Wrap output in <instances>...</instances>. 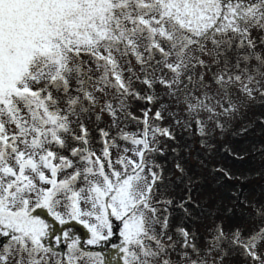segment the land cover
I'll return each mask as SVG.
<instances>
[{
	"label": "snow or ice",
	"instance_id": "1",
	"mask_svg": "<svg viewBox=\"0 0 264 264\" xmlns=\"http://www.w3.org/2000/svg\"><path fill=\"white\" fill-rule=\"evenodd\" d=\"M255 103L264 0H0V264H264V204L201 246L156 160Z\"/></svg>",
	"mask_w": 264,
	"mask_h": 264
},
{
	"label": "rangeland",
	"instance_id": "2",
	"mask_svg": "<svg viewBox=\"0 0 264 264\" xmlns=\"http://www.w3.org/2000/svg\"><path fill=\"white\" fill-rule=\"evenodd\" d=\"M228 138L232 141L229 145ZM210 143L211 151L202 146L197 135L181 131L175 143L162 145L165 155L156 158L163 167L162 198L173 202L168 209L172 225L188 228L195 238L200 236L201 246L214 221L244 229L258 223L253 209L264 204V104L251 105L229 131L217 133ZM227 153L237 161H230ZM176 163L183 165V176L175 168ZM186 196L193 201L186 203L187 215L179 207L187 201ZM225 247L231 248L232 253H223L221 264H251L240 248Z\"/></svg>",
	"mask_w": 264,
	"mask_h": 264
}]
</instances>
